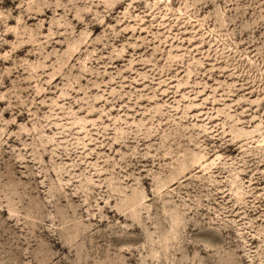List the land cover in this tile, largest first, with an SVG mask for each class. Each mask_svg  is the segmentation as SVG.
I'll list each match as a JSON object with an SVG mask.
<instances>
[{"label":"rangeland","instance_id":"374dc122","mask_svg":"<svg viewBox=\"0 0 264 264\" xmlns=\"http://www.w3.org/2000/svg\"><path fill=\"white\" fill-rule=\"evenodd\" d=\"M0 264H264V0H0Z\"/></svg>","mask_w":264,"mask_h":264}]
</instances>
